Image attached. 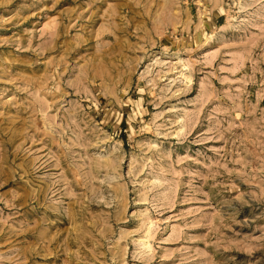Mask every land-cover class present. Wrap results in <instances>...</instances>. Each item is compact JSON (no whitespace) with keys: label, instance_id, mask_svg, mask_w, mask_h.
I'll return each mask as SVG.
<instances>
[{"label":"rangeland","instance_id":"1","mask_svg":"<svg viewBox=\"0 0 264 264\" xmlns=\"http://www.w3.org/2000/svg\"><path fill=\"white\" fill-rule=\"evenodd\" d=\"M0 264H264V0H0Z\"/></svg>","mask_w":264,"mask_h":264},{"label":"bare ground","instance_id":"2","mask_svg":"<svg viewBox=\"0 0 264 264\" xmlns=\"http://www.w3.org/2000/svg\"><path fill=\"white\" fill-rule=\"evenodd\" d=\"M181 73V72H180Z\"/></svg>","mask_w":264,"mask_h":264}]
</instances>
